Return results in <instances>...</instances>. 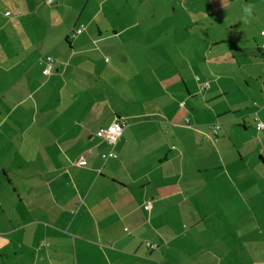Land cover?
<instances>
[{
    "label": "crops",
    "instance_id": "1",
    "mask_svg": "<svg viewBox=\"0 0 264 264\" xmlns=\"http://www.w3.org/2000/svg\"><path fill=\"white\" fill-rule=\"evenodd\" d=\"M260 122L264 0H0V264H238Z\"/></svg>",
    "mask_w": 264,
    "mask_h": 264
},
{
    "label": "built area",
    "instance_id": "2",
    "mask_svg": "<svg viewBox=\"0 0 264 264\" xmlns=\"http://www.w3.org/2000/svg\"><path fill=\"white\" fill-rule=\"evenodd\" d=\"M47 1L49 3H52L55 0H47ZM82 32H83V28H80L77 31H73L69 37L74 38L77 35L81 34ZM40 62L45 64V73L46 74H51L53 72L55 59L52 56H50V55L44 56L43 58L40 59ZM187 121H189V120L187 119ZM124 127H125V123L121 120H117L113 124H111L108 128L99 130L97 135L99 137L105 139L106 141H108V143L115 144L120 139V137L124 131ZM258 128L260 130H264V123L260 122L258 124ZM117 156H118L117 153L113 150L102 154V158L104 160H107L109 158H116ZM78 163L81 166L87 165V161L85 160V158H80ZM150 206H151V203L149 202L146 205V208L149 209ZM148 245L150 248H156L157 247V245L151 244V243H149Z\"/></svg>",
    "mask_w": 264,
    "mask_h": 264
},
{
    "label": "rangeland",
    "instance_id": "3",
    "mask_svg": "<svg viewBox=\"0 0 264 264\" xmlns=\"http://www.w3.org/2000/svg\"><path fill=\"white\" fill-rule=\"evenodd\" d=\"M249 226L239 230L245 231L248 241L245 247L238 245V264H264V227L256 223Z\"/></svg>",
    "mask_w": 264,
    "mask_h": 264
}]
</instances>
